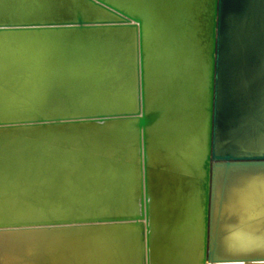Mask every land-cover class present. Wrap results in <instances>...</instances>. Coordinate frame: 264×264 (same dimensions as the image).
<instances>
[{"label":"bare ground","instance_id":"6f19581e","mask_svg":"<svg viewBox=\"0 0 264 264\" xmlns=\"http://www.w3.org/2000/svg\"><path fill=\"white\" fill-rule=\"evenodd\" d=\"M63 1L42 11H57ZM103 1L141 23L137 84L143 118L146 264H264V259L211 263L203 258L205 197L210 179L208 226L211 241L216 242L217 258L264 257V169L226 172L204 164L211 0ZM117 38L103 40L95 53L104 61L107 77L103 73L97 80L95 71L79 79L73 75V111L132 107L136 81L134 86L128 65L130 33L121 30ZM54 39L72 46L73 57L61 41L58 51L62 60L53 61L55 71L64 74L76 63L81 66L82 57H93L94 61L93 41H99L100 35L97 40L82 33L62 34ZM7 46L9 53L15 47L8 42ZM6 57L0 55V113L11 115L30 108L34 100L41 108L56 110L66 106L53 87H44L19 70H8L14 57ZM99 60L93 65H100ZM112 66L117 75H108ZM98 94L105 95L97 98ZM30 137L12 144L10 139L0 142V218L140 212L134 122L55 127L33 132ZM36 138L48 141L39 143ZM47 236L0 238V242L11 246L0 254V264H59L60 259L72 258L73 264H140L137 232L132 228L83 229L66 239ZM40 244L48 252L44 260L35 256L39 251L31 253ZM57 248L61 255L49 259Z\"/></svg>","mask_w":264,"mask_h":264},{"label":"water","instance_id":"95a60500","mask_svg":"<svg viewBox=\"0 0 264 264\" xmlns=\"http://www.w3.org/2000/svg\"><path fill=\"white\" fill-rule=\"evenodd\" d=\"M58 1L0 0V55L8 56L6 57L8 59L14 57L8 70H19L24 75L28 74L30 79L39 81L44 87H53L55 94L66 104L63 108L52 110L41 108V104L34 100L30 108L17 110L18 112L11 115L1 111L0 142L5 143L7 139H10L12 144L24 138L30 140L33 132H45L55 127L73 129V126L79 125L102 127L104 124L110 125L120 121L134 122L135 146L138 149L140 167L138 179L140 212L131 214L122 212L73 214L67 212L46 216L0 218V238L35 234L41 238L47 235H51L49 238L59 235L66 239L73 237L83 229L92 231L132 228L137 232L139 262L146 264L147 246L142 192L143 118L140 108V88L139 83L137 84L141 69L139 63L140 20L131 19L103 0H65L63 2L66 4L58 5L60 9L57 11L51 13L42 11ZM210 13L209 119L207 155L204 164L224 169L226 172L264 169V0H211ZM121 30L130 33L131 55L128 65L132 72L134 86L136 81V89L132 87V107L125 109L97 107L92 110L73 111L70 105V100L73 99V75L79 79L95 71L94 75L97 80L102 78L103 73L106 76L104 61L99 60L95 53L98 52L101 47L99 44L103 43V40L109 37L118 39L117 35ZM70 33L88 34L90 40H97V36L100 35V40L93 41L94 54L92 56L95 62L93 57L90 59L82 57L79 59L81 66L76 63L75 68L71 66L69 70L64 71L68 72L65 75L58 70L55 71L53 61L62 60L60 59L62 53L58 49H61L60 43L63 42L62 47H65L66 42L57 41L54 38ZM83 40L87 41L86 37ZM7 42L15 46L10 53L6 51L10 48ZM24 47L27 50H23ZM66 47H68L67 53L73 57L72 46L67 45ZM56 56L59 57L54 58ZM98 60L102 64L101 67L99 63L96 66L93 65ZM110 71L108 75L115 74L114 66ZM111 88L112 86L109 85L108 93ZM104 95L98 94L97 98ZM43 139H40L43 141L39 138L35 140L39 143L48 141V138ZM211 186L212 180L210 179V186L208 188L207 185L205 197L203 258L211 263L216 260L264 259V257L217 258L216 242L212 243L209 236L210 226H208L211 213ZM39 240L43 242L45 239ZM21 246L18 245V247ZM41 246L40 244L34 247L31 253L35 254L39 251L35 256L44 260L48 252L42 250ZM4 247L6 245L2 243L0 251ZM7 247H11L9 242ZM58 248L51 253L49 259L52 256L54 258V255L55 258L61 255ZM22 253L24 254V251ZM58 263L73 264V258L70 261L60 259Z\"/></svg>","mask_w":264,"mask_h":264},{"label":"rangeland","instance_id":"374dc122","mask_svg":"<svg viewBox=\"0 0 264 264\" xmlns=\"http://www.w3.org/2000/svg\"><path fill=\"white\" fill-rule=\"evenodd\" d=\"M1 239H4V238H1ZM0 241H2V240H0ZM0 243H3V242H0ZM4 245H5V243H4ZM6 247H7V246H6ZM6 247L4 248V250L0 251V254H1V255H2L3 251H5ZM1 255H0V256H1ZM0 258H1V257H0Z\"/></svg>","mask_w":264,"mask_h":264}]
</instances>
